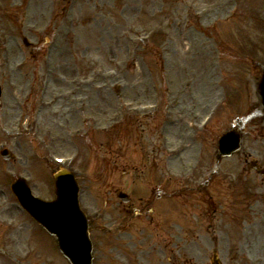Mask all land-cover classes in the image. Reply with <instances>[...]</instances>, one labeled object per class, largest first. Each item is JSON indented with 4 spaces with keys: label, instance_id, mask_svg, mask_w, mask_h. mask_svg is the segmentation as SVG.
I'll use <instances>...</instances> for the list:
<instances>
[{
    "label": "rangeland",
    "instance_id": "rangeland-1",
    "mask_svg": "<svg viewBox=\"0 0 264 264\" xmlns=\"http://www.w3.org/2000/svg\"><path fill=\"white\" fill-rule=\"evenodd\" d=\"M66 4L0 0V36L12 49L0 51V147L13 154L7 161L0 155V223L14 221L46 263L60 261L55 240L21 209L10 189L14 176L28 175L37 192L54 198L50 149L75 156L71 168L82 172L81 202L92 217L95 264H167L171 255L172 264H212L213 201L205 207L198 205L199 192L185 197L183 181L198 178L191 168L199 154L209 164L216 158L217 135L233 117L244 119L259 109L264 0ZM191 5L202 10L200 18ZM144 35L149 39L141 41ZM45 76L49 85L40 97ZM223 96L225 112L198 141H188L192 125ZM172 99L180 105L175 118L184 130L168 143L161 136L163 108L152 118L129 113V107L153 102L170 107ZM259 118L246 125L244 148L264 159V117L261 123ZM38 136L45 143L36 142ZM181 145H186L181 160L167 158L166 148ZM188 165L190 176L184 178ZM120 192L131 202L121 201ZM2 227L6 239L17 233ZM229 233L222 248L235 245L228 238L236 233ZM256 237L263 241L252 237L248 248L255 264H264V231ZM237 258V264H250Z\"/></svg>",
    "mask_w": 264,
    "mask_h": 264
},
{
    "label": "water",
    "instance_id": "water-1",
    "mask_svg": "<svg viewBox=\"0 0 264 264\" xmlns=\"http://www.w3.org/2000/svg\"><path fill=\"white\" fill-rule=\"evenodd\" d=\"M57 179L58 177L56 181ZM66 182L65 179H60L58 184L61 186V193L57 190L58 199L53 203L37 202L30 198L26 185L20 181L13 185V190L31 215L51 234L57 236L60 249L70 257V247L78 246L79 251L85 249L90 252V242L87 220L79 209L75 192L65 193Z\"/></svg>",
    "mask_w": 264,
    "mask_h": 264
},
{
    "label": "flooded vegetation",
    "instance_id": "flooded-vegetation-1",
    "mask_svg": "<svg viewBox=\"0 0 264 264\" xmlns=\"http://www.w3.org/2000/svg\"><path fill=\"white\" fill-rule=\"evenodd\" d=\"M231 177L230 180H222L216 185V212L223 208L229 209V211H234L238 205L243 207L245 210L246 204L249 201V194L251 193V185L244 180L233 181ZM238 183L241 185V189L238 187ZM229 199V201H222L223 198Z\"/></svg>",
    "mask_w": 264,
    "mask_h": 264
},
{
    "label": "bare ground",
    "instance_id": "bare-ground-1",
    "mask_svg": "<svg viewBox=\"0 0 264 264\" xmlns=\"http://www.w3.org/2000/svg\"><path fill=\"white\" fill-rule=\"evenodd\" d=\"M175 245L177 244V243H174Z\"/></svg>",
    "mask_w": 264,
    "mask_h": 264
}]
</instances>
